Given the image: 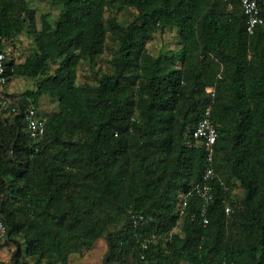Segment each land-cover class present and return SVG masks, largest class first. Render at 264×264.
I'll use <instances>...</instances> for the list:
<instances>
[{
  "label": "trees",
  "instance_id": "16d2710c",
  "mask_svg": "<svg viewBox=\"0 0 264 264\" xmlns=\"http://www.w3.org/2000/svg\"><path fill=\"white\" fill-rule=\"evenodd\" d=\"M49 1L59 13L37 28L28 0H0V39L26 32L35 43L21 62L7 58V84L32 80L18 103L31 98L39 114L44 96L58 105L40 115L39 140L0 109V252L14 246L0 264H68L100 238L103 264H264V0L251 35L240 0ZM123 7L135 11L125 25L105 15ZM168 29L177 47L152 55L148 41ZM109 37L110 71L79 82ZM207 108L217 138L203 224L196 196L178 207L205 168L192 131Z\"/></svg>",
  "mask_w": 264,
  "mask_h": 264
},
{
  "label": "rangeland",
  "instance_id": "374dc122",
  "mask_svg": "<svg viewBox=\"0 0 264 264\" xmlns=\"http://www.w3.org/2000/svg\"><path fill=\"white\" fill-rule=\"evenodd\" d=\"M29 6L35 10V16L37 21V28H40L42 15H46L49 21H53L58 13L59 7L53 5L49 0H28ZM135 11L131 8H113L108 9L105 13L108 17H113L115 21L120 25H125L134 16ZM177 47L176 32L172 29L166 30L164 33H156L153 38L148 41L147 49L152 55L158 54L163 49H174ZM7 58L13 60L14 63L21 62L26 55L35 50V43L33 37L28 33H23L12 42H8L4 46ZM116 51V44L109 37L106 42V48L104 53L92 62L82 61L78 68L77 79L79 82L93 83L95 78L101 72H109L108 60L112 54ZM34 83L30 79L14 77L9 85L4 89L13 95H21L26 90L32 89ZM58 105L56 99L44 96L40 100L39 110L40 115L46 119L49 114L57 111ZM237 195L241 194L240 189L234 191ZM176 230V229H175ZM14 249V246L9 242L2 248L0 252V259H8L10 252ZM107 250V244L105 239L100 238L95 241L91 250L86 251L83 254H73L70 256L68 264H103V258Z\"/></svg>",
  "mask_w": 264,
  "mask_h": 264
},
{
  "label": "built area",
  "instance_id": "2783aa9c",
  "mask_svg": "<svg viewBox=\"0 0 264 264\" xmlns=\"http://www.w3.org/2000/svg\"><path fill=\"white\" fill-rule=\"evenodd\" d=\"M227 1V0H224ZM261 0H240L243 12L246 16L245 28L246 32L251 35L253 34L255 27L262 23L260 16L259 2ZM5 40L0 39V88H4L8 85V79L13 71L12 68L6 64L7 55L4 50ZM20 96L13 94H5L0 90V109L10 112L12 114H21L24 123L26 124V133L29 138L33 140L41 139L46 130V122L40 116L38 109L32 104L31 98H28V104L21 106L19 102ZM210 109L207 108L204 116L195 125L192 136L203 146L205 151V168L202 173L201 180L194 184L187 191L183 192L179 198V214L184 213L185 208L188 205V199L192 196H196L200 201L199 213L203 218V224H207L208 220L206 214L208 207L213 200V187L212 182L214 180V169H213V157L214 148L213 145L217 138V131L215 125L210 118ZM1 201V196H0ZM225 213H229V207H225ZM134 222L142 220V216H132ZM7 228L5 222L0 214V243L6 238ZM156 236L154 234L146 235L140 242L141 258H144L145 251L148 250L150 244L155 241ZM221 264H229L224 260Z\"/></svg>",
  "mask_w": 264,
  "mask_h": 264
},
{
  "label": "crops",
  "instance_id": "0c3cea01",
  "mask_svg": "<svg viewBox=\"0 0 264 264\" xmlns=\"http://www.w3.org/2000/svg\"><path fill=\"white\" fill-rule=\"evenodd\" d=\"M8 85H9V84H8ZM6 87H7V86H6ZM4 88H5V87H4ZM2 92L5 93V94H9V92H7V90H5V89H4Z\"/></svg>",
  "mask_w": 264,
  "mask_h": 264
}]
</instances>
